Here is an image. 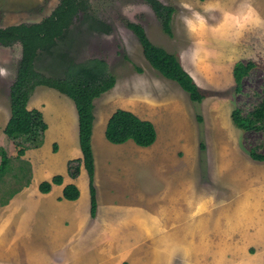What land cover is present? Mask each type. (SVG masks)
<instances>
[{
    "label": "crops",
    "instance_id": "1",
    "mask_svg": "<svg viewBox=\"0 0 264 264\" xmlns=\"http://www.w3.org/2000/svg\"><path fill=\"white\" fill-rule=\"evenodd\" d=\"M180 61L200 86L198 73ZM44 87H35L27 102L28 108L43 112L48 125L43 142L22 156L31 164L30 183L0 204V264H264V161L243 155L236 143L219 142L214 166L233 171L231 178L223 176L217 192L190 193L192 180L178 174V165L185 160L183 146L169 149V144L167 156L158 137L141 146L131 139L112 143L104 133L96 142L94 118L91 146L97 209L92 217L86 169L81 165L74 178L66 169L68 159L82 156L76 109L72 115L64 106L56 123L49 122L47 107L40 103L46 102L40 90ZM33 95L40 104L31 103ZM129 110L147 117V111ZM9 116L10 111L0 121L1 130ZM53 130L57 150L52 151L60 153L63 145L65 155L40 169V148ZM233 150L236 158L227 157ZM239 157L245 158L246 173L238 168ZM170 159L175 174L167 169ZM55 174L62 175V183L41 192L39 183ZM68 183L78 187V198H61ZM18 239L26 245L20 246L17 261L8 263V256L17 254Z\"/></svg>",
    "mask_w": 264,
    "mask_h": 264
},
{
    "label": "rangeland",
    "instance_id": "2",
    "mask_svg": "<svg viewBox=\"0 0 264 264\" xmlns=\"http://www.w3.org/2000/svg\"><path fill=\"white\" fill-rule=\"evenodd\" d=\"M58 1L0 0V27L39 21L50 14ZM160 1L176 7L172 21L173 35H168L162 30L159 19L143 0H90L95 14L108 22L112 31L83 34L77 48V56L81 59L92 56L105 58L110 70L116 75L115 86L94 100V138L99 142L104 137L107 115L116 108H135L143 113L147 111L146 119L154 123L157 142L166 150L167 156L172 147H184L185 160L178 165V174L192 180L189 182L192 186L187 191L217 192L222 188L223 176L225 180H229L233 173L231 170L222 171V168L214 166L219 142L236 143L245 156H248L246 148L252 144H260L264 149V131H243L236 127L230 118V112L235 106L247 111L260 98L264 78V0ZM249 4L254 12L248 10ZM209 5L211 10L206 12L204 9ZM194 12H199L205 17L207 23L199 26L197 32L189 33L184 20L192 18ZM257 14L260 23L255 22ZM126 20L141 23L154 43L176 52L179 59L198 73L200 87L207 93L200 103L192 101L176 81L161 76L149 64L136 35L125 25ZM20 57V43L10 46L0 44V68L6 69L8 73L6 78L0 76L1 123L7 119L10 111L9 91ZM248 59H252L255 66L243 79L242 90L237 92L231 67L237 60ZM40 90L46 99V102L40 103L47 107L46 118L49 122L56 123L64 106L69 107L70 112L72 111L70 114H76L73 101L69 97L47 86ZM34 102L40 104L33 95L31 103ZM199 113L203 116L201 123L196 120ZM217 127L222 128V132ZM54 133V130L47 133V143L40 148V169L46 168L49 162L62 161L65 155L63 145L60 153L52 151ZM201 140L206 145L203 151L199 149ZM169 144L172 146L168 149ZM34 145L33 140L26 135L16 134L8 139L0 129V161L2 148H5L18 164V150L24 148L25 151L27 149L33 152ZM233 153L234 150L230 153L232 155L227 157L236 158ZM239 158L242 163L238 168H243L246 173L249 168L244 162L245 158ZM171 161L172 159L167 163V169L175 174L177 168L172 166ZM19 182L11 174H6L4 183H0V201L8 198L10 191L15 189ZM13 219H16V215ZM22 241L18 239V243L14 245L15 253L21 251L20 246L23 249L26 245L21 244ZM31 243L33 242L29 239L27 244L31 246ZM46 249L49 250L50 246ZM18 254L21 253L9 255L8 263L17 261L20 257Z\"/></svg>",
    "mask_w": 264,
    "mask_h": 264
},
{
    "label": "trees",
    "instance_id": "3",
    "mask_svg": "<svg viewBox=\"0 0 264 264\" xmlns=\"http://www.w3.org/2000/svg\"><path fill=\"white\" fill-rule=\"evenodd\" d=\"M143 1L159 19L162 30L168 35H173L172 21L176 7L160 0ZM125 25L136 35L149 64L161 76L176 81L192 101L200 103L207 93L182 66L178 54L154 43L141 23L126 20ZM111 31L112 26L95 14L90 0H59L50 14L39 21L0 27L1 45H21V57L9 91L10 116L3 128V134L8 139L16 134H23L32 139L35 145L41 144L47 122L39 108L27 107L35 87L45 85L69 97L78 116V139L82 156L68 159L66 169L68 175L73 178L79 175L81 165L86 169L92 217L97 209L91 146L95 118L94 100L115 85L116 75L110 70L105 58L92 56L81 59L76 52L83 34ZM254 66L252 59L237 60L234 63L232 75L237 92L242 90L243 79L250 74ZM230 118L233 124L243 131H264V78L257 102L247 111L235 106L230 112ZM196 120L201 123L203 116L197 114ZM104 133L112 143L131 139L141 146L153 144L157 137L151 120L140 118L133 111L122 107L116 108L109 116ZM205 147V142L199 141V149L203 151ZM2 149L0 183H4L6 174H11L20 181L19 185L10 191V196L0 201V204H5L18 190L30 183L32 170L29 160L22 157L24 148L17 152L18 164L5 148ZM52 150H57L56 142H53ZM246 152L253 160L264 161V149L260 144H252L246 148ZM53 183H62V175L55 174L49 180H42L38 186L39 190L48 192ZM78 196L79 189L75 184L68 183L63 186L61 198L74 200Z\"/></svg>",
    "mask_w": 264,
    "mask_h": 264
},
{
    "label": "clouds",
    "instance_id": "4",
    "mask_svg": "<svg viewBox=\"0 0 264 264\" xmlns=\"http://www.w3.org/2000/svg\"><path fill=\"white\" fill-rule=\"evenodd\" d=\"M183 7L187 8L188 5H183ZM248 10L250 12H254V9H252V6L249 4L247 5ZM206 12L211 10V5L206 6L204 9ZM256 23H260V18L258 14L256 15L255 18ZM184 23L186 25L187 31L189 33H195L198 31L199 26L205 25L207 23V20L205 17H203L199 12H194L192 14V18H185ZM8 73L6 69L0 68V76L7 77Z\"/></svg>",
    "mask_w": 264,
    "mask_h": 264
},
{
    "label": "bare ground",
    "instance_id": "5",
    "mask_svg": "<svg viewBox=\"0 0 264 264\" xmlns=\"http://www.w3.org/2000/svg\"><path fill=\"white\" fill-rule=\"evenodd\" d=\"M120 99V98H119ZM129 100V99H128ZM136 100V99H135ZM123 101V100H122ZM118 102V101H117ZM119 103H120V101H119ZM133 103V102H132ZM113 104H114V102H113ZM125 104V103H124ZM2 113H4V111L2 112ZM2 113H1V115H2ZM7 115V114H6ZM6 119V118H5ZM0 120H1V117H0Z\"/></svg>",
    "mask_w": 264,
    "mask_h": 264
}]
</instances>
